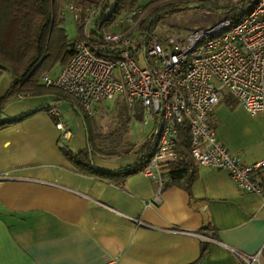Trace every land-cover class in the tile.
Masks as SVG:
<instances>
[{"label": "crops", "instance_id": "obj_1", "mask_svg": "<svg viewBox=\"0 0 264 264\" xmlns=\"http://www.w3.org/2000/svg\"><path fill=\"white\" fill-rule=\"evenodd\" d=\"M37 106L0 111V125L4 116L34 111L0 128V264H239L231 250L251 255L264 241L259 199L238 190L225 170L191 159L185 185L169 180L160 187L143 166L123 178L81 172L63 151L83 148H67L72 132L63 138ZM210 126L242 165L264 159L263 113L251 116L223 91ZM96 155L102 172L135 162L115 165L117 154ZM258 178L264 183V169ZM252 264H264V256Z\"/></svg>", "mask_w": 264, "mask_h": 264}, {"label": "built area", "instance_id": "obj_2", "mask_svg": "<svg viewBox=\"0 0 264 264\" xmlns=\"http://www.w3.org/2000/svg\"><path fill=\"white\" fill-rule=\"evenodd\" d=\"M66 10L76 23L81 0H69ZM94 12V8L88 11L85 27L93 26ZM141 12L139 6L121 12L114 24L117 31L103 32L96 41L75 37L67 62L53 75L42 74L39 83L71 96L87 114L122 95L131 115L139 106L143 125L158 122L142 172L156 179L159 187L170 180L168 165L177 159L178 128L187 126L193 162L225 170L238 190L257 196L264 211V183L258 178L264 159L242 165L217 142L210 126L223 91L251 116L264 114V0H256L237 22L218 14L210 24L194 27L184 39L158 24L146 42L140 24L148 12ZM46 112L60 135L69 139L70 130L60 121L58 110L50 106ZM151 201H159L158 193ZM231 253L239 264L259 262L264 241L251 255Z\"/></svg>", "mask_w": 264, "mask_h": 264}, {"label": "trees", "instance_id": "obj_3", "mask_svg": "<svg viewBox=\"0 0 264 264\" xmlns=\"http://www.w3.org/2000/svg\"><path fill=\"white\" fill-rule=\"evenodd\" d=\"M62 0H0V71H8L11 74V88L19 94H36L44 87L39 83L42 74L56 67H62L71 53V40L63 27V13L61 11ZM168 0H81V12L75 23L77 35L83 40L96 41L98 36L106 32L116 23L121 12L136 6L142 7V12L149 11L140 27L147 33L146 42L151 36L154 27L165 15L173 13L182 4L167 2ZM208 0H200L189 3L188 6L207 8L219 14H225L232 22L240 20L255 4L256 0H240L235 4L224 6L210 5ZM163 3V4H162ZM187 5V3H185ZM184 6L183 8H185ZM94 8L90 30L85 31L87 13ZM152 9V11H151ZM219 10V11H218ZM222 10V11H221ZM141 12V13H142ZM137 19V18H136ZM49 91L60 96H68L57 88L46 87ZM124 101V100H123ZM74 109L83 119L88 132V144L91 138L95 139L89 131L87 121L88 114L83 111L76 101H72ZM53 105H44L37 110H47ZM34 111L24 112L14 117H3L2 125L19 121ZM142 121L139 106L136 107V117ZM0 125V128L3 127ZM159 124H154V129L146 142L139 150L134 166L118 169L113 172L97 170L91 159V151L103 153L94 145L91 150L85 148L75 154L63 151V155L69 159L78 170L88 174L102 175V178L112 179L114 176L124 177L127 174L138 171L145 165L155 142L153 135L158 131ZM91 132V134H90ZM152 142V145H151ZM189 133L187 126L178 128V140L176 143L177 159L169 163L170 181L183 185L188 182L192 172L191 158H189ZM113 149L105 154L116 155ZM93 154V153H92Z\"/></svg>", "mask_w": 264, "mask_h": 264}, {"label": "rangeland", "instance_id": "obj_4", "mask_svg": "<svg viewBox=\"0 0 264 264\" xmlns=\"http://www.w3.org/2000/svg\"><path fill=\"white\" fill-rule=\"evenodd\" d=\"M239 1L240 0H208L207 3L210 5L224 6L226 4L232 5ZM68 2L69 0L61 1V11L64 19L63 27L68 38L72 42L78 35L72 16L66 10ZM167 2L182 5H179L175 12L165 15L157 25L165 24L170 30L172 29L174 33L178 34L181 39H184L194 27H204L210 24L219 14L207 8L188 6L189 3L198 1L168 0ZM185 3H187V5H185ZM184 6L186 7L183 8ZM148 13L150 12L148 11ZM90 27L91 25L87 24L85 30L89 31ZM117 29L118 27L112 26L110 29H107L106 32L117 31ZM139 64H144L142 55L139 58ZM60 68L61 67L53 68L50 71L51 74H54L53 72L58 71ZM10 76L11 74L5 73L3 70L0 71V111L4 114L10 113L16 106L21 107L27 103H37L39 107L47 104L55 106L60 114V121L72 132L71 140L65 142V146L69 149L75 150V147L78 145L83 149H87L90 148L89 146L91 144L92 150L93 143L95 146H100L101 150L104 152L110 150L108 147H114L112 151L117 153V157L110 160H113L115 165H125V163L131 164L136 160L139 150L150 136L145 134L150 126L141 123L138 116L136 117V111L134 113L135 116L130 115L125 101H123L124 99L121 95H117L88 114V119H86L87 125L89 131L91 130L95 137V139H92L90 136V143L88 144L87 127L81 116L74 109L72 102L75 101L74 98L71 96L57 95V93L49 91L46 87H42L36 94L25 95L26 97H39V99L26 98L24 96L23 98L25 99L20 100L19 96L23 94H19L16 89L14 90L11 88L12 80ZM47 96H54L56 98L50 102L48 100H43V98ZM4 105H7V109H5ZM88 153L91 155L92 161H99L95 151L92 150L90 153L88 150Z\"/></svg>", "mask_w": 264, "mask_h": 264}, {"label": "water", "instance_id": "obj_5", "mask_svg": "<svg viewBox=\"0 0 264 264\" xmlns=\"http://www.w3.org/2000/svg\"><path fill=\"white\" fill-rule=\"evenodd\" d=\"M146 37H147V33L145 32V34H144V39H146ZM46 106H48V105H46ZM155 136H156V132H155L154 135H153V140H154ZM151 145H152V142H151Z\"/></svg>", "mask_w": 264, "mask_h": 264}]
</instances>
